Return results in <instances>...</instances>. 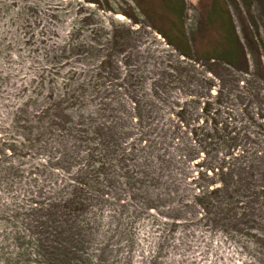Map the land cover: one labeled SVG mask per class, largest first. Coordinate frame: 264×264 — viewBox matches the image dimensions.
Returning a JSON list of instances; mask_svg holds the SVG:
<instances>
[{"label": "rangeland", "instance_id": "374dc122", "mask_svg": "<svg viewBox=\"0 0 264 264\" xmlns=\"http://www.w3.org/2000/svg\"><path fill=\"white\" fill-rule=\"evenodd\" d=\"M263 73L264 0H0V264H264Z\"/></svg>", "mask_w": 264, "mask_h": 264}, {"label": "trees", "instance_id": "16d2710c", "mask_svg": "<svg viewBox=\"0 0 264 264\" xmlns=\"http://www.w3.org/2000/svg\"><path fill=\"white\" fill-rule=\"evenodd\" d=\"M227 29H228L227 32H230L231 33L230 35H233L234 42L232 44V48H230V50L227 51L229 54L225 53V55L221 56L222 58L220 57L219 58L221 60H224L225 64H228L229 66L234 68L236 66H239L238 62L236 61L237 60V52H236V47H235L236 46L235 45L236 31L232 28L231 24L228 25ZM158 32L162 35V37L167 41L168 44L173 45L161 31H158ZM262 66H263V63L260 62V67ZM240 71L244 72L246 75L248 74L250 75L251 73V70L249 71V65L247 63L244 65L243 68H240ZM240 71L238 70L237 72H240ZM263 77H264V73H263ZM155 82H156V79H155ZM156 88L158 90V87ZM250 95H251V100H255V98L259 101L263 100V97L256 90H253L250 93ZM158 96L160 95H158V93L156 92V94L152 95V98L157 100ZM231 139H233V137ZM218 144L221 147L225 144L226 149L228 147V150L226 151V154L222 155L223 157L220 158V161L216 159L214 160L213 164H211L210 166H206V168L204 169L205 170L204 176L208 179V184H206L205 186H202V185L196 186L199 189V197H197L198 196L197 194L195 196V199L199 207L207 210L209 213L210 211H213L214 209L216 210L215 216L224 215L228 217L231 213L235 212L233 211L235 210V208L234 209H232L231 207L226 208V206L230 204H239L238 202L233 201V195L230 193V190L232 188L237 189L238 186L240 184H243L244 182L251 183L252 179L244 175L245 167L242 166V168H238L235 166V164H233V162L236 161V158L240 157V156L238 157L237 155V148L240 147V145L234 144L233 142H229L228 136L226 137L221 136ZM99 166L100 165H98V167ZM251 166L256 167L257 166L256 162L251 163ZM260 183H263V186H264V180ZM258 184L256 185V191L253 192V195H254V198L258 200V205H260V207L263 206L260 209V211L263 212L264 210V188L261 185L258 186ZM260 187L263 188L262 191ZM212 201H215L218 206H214Z\"/></svg>", "mask_w": 264, "mask_h": 264}, {"label": "bare ground", "instance_id": "6f19581e", "mask_svg": "<svg viewBox=\"0 0 264 264\" xmlns=\"http://www.w3.org/2000/svg\"><path fill=\"white\" fill-rule=\"evenodd\" d=\"M119 18H120V19H122V18H123V16H119Z\"/></svg>", "mask_w": 264, "mask_h": 264}]
</instances>
